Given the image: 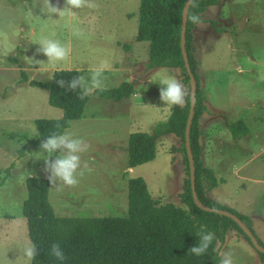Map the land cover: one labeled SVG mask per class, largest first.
<instances>
[{
	"label": "rangeland",
	"instance_id": "1",
	"mask_svg": "<svg viewBox=\"0 0 264 264\" xmlns=\"http://www.w3.org/2000/svg\"><path fill=\"white\" fill-rule=\"evenodd\" d=\"M140 1L95 0L96 8L74 9L75 15L59 17L43 13L42 0H0V179L15 162L11 175L0 186V264H25L22 249L31 242L22 212L27 197L26 179L47 177L44 159L48 154L41 152L40 145L13 139L8 133L36 136V118H56L62 113L49 104L48 91L32 86L30 81L49 80L59 68L78 69L80 75L89 76L91 69L106 61V88L119 86L127 77L114 74L109 68L122 65L127 60V50L136 52L141 43L147 45L144 54L149 53V42L137 39ZM51 3L65 7V0ZM224 14L229 22L221 23L223 30H211L206 41L198 35L199 56L208 76H217L212 97L218 96L216 101L228 121H241L237 127L249 129V135H240L237 144L233 140L225 144V161L219 170L227 182L220 184L217 191L226 208L237 201L264 217V0H238ZM76 29L83 36L75 35ZM41 38L69 46L68 60L49 63L45 55L37 52ZM119 109L112 99L92 96L83 118L71 121L65 130L82 138L89 148L80 154L84 175L78 176V185L50 187L49 199L57 215L125 216L129 180L138 176L145 178L155 201L182 205L180 193L169 196L160 191L165 184L170 183L171 188L176 185L172 147L159 148L154 162L128 169L129 142L124 135L131 128L141 130L142 125L135 114L130 123L118 119V131L112 133L115 124L102 118L105 112ZM120 112L127 114L129 110ZM95 113L101 118L92 119L90 116ZM135 113L140 118L143 107ZM115 144L120 148L113 154ZM23 145L25 154L18 158ZM251 197L254 204H247ZM255 229L264 242V230ZM220 252L230 253L234 264H259L261 260L258 251L237 229L231 230Z\"/></svg>",
	"mask_w": 264,
	"mask_h": 264
},
{
	"label": "trees",
	"instance_id": "2",
	"mask_svg": "<svg viewBox=\"0 0 264 264\" xmlns=\"http://www.w3.org/2000/svg\"><path fill=\"white\" fill-rule=\"evenodd\" d=\"M187 0H141L138 16L137 39L149 42L147 66L171 67L179 71L181 80L190 93V76L185 66L181 47L183 9ZM221 0H193L188 13L186 48L191 68L197 79V102L191 127V146L196 166V189L199 198L209 206L229 209L237 214L257 236L253 219L233 208H226L213 200L208 192L218 184V180L202 160V130L200 120L208 111L207 98L196 72L194 29L204 21L205 11ZM200 18L199 23L190 19ZM216 27V21L210 20ZM10 60L18 62L15 57ZM80 75L78 69L59 68L54 70L49 80H31L32 86L48 91V102L60 108L62 115L56 118H36V136L27 133L10 132L8 136L27 144L40 145L42 140L53 133L61 134L73 120L83 117L92 96H100L121 101L135 94V83L124 81L119 86L97 90L93 95L80 99V89L76 91L61 88L57 80H71ZM28 81V79H26ZM190 108V94L182 107L174 106L170 116L158 122L152 132L135 131L129 136L127 167H136L155 159L157 140L168 133L181 139L177 149L184 164L185 178L179 194L181 206L171 201H155L149 191L147 181L142 176L129 180L128 214L125 216H59L49 199L51 184L47 177L26 179L27 197L23 201L22 212L27 219L31 243L38 248V254L31 264H220V246L226 242L229 230L237 229L253 246L251 239L230 217L209 212L198 207L194 201L190 182L189 160L185 145V129ZM241 121L231 124L234 136L247 134ZM59 125V127H57ZM242 126V125H241ZM25 145L20 148L22 157ZM15 162L6 169L0 179V186L11 175ZM214 233L215 239L202 256L189 254V249L199 242L201 229ZM59 243L67 259L63 262L50 254V245ZM219 244V245H218ZM254 247V246H253ZM264 264V253L258 252Z\"/></svg>",
	"mask_w": 264,
	"mask_h": 264
},
{
	"label": "crops",
	"instance_id": "3",
	"mask_svg": "<svg viewBox=\"0 0 264 264\" xmlns=\"http://www.w3.org/2000/svg\"><path fill=\"white\" fill-rule=\"evenodd\" d=\"M237 2L238 0H221L219 4L210 6L204 13V21L197 24V26L194 29L195 58L198 62L196 72L200 78L201 87L206 95L207 98L206 103L208 107V111L202 115L200 120V126L202 130L201 144L203 148L201 157L204 165L213 170L218 180V184L209 190L208 195L213 200L219 203H222L221 200L222 194L217 190L220 184H224L227 182V178L221 176V172L219 170L223 166L225 161L224 155L226 150L224 147L226 143H230L232 142V140L235 142V144H237V139L240 137V135L239 136L233 135L231 130V124L238 120H232L231 122L228 121V119L223 114L224 112L220 107V104L217 103L216 101L218 100L215 98L217 95H214L212 97L213 91L211 89L213 88L217 76H208V74L206 73V68L203 65V62L199 56L197 44L199 41L198 35L201 36L202 41H206V35L210 33L211 30H216V31L223 30L221 23L229 22L227 19H225L226 15L224 13L227 12V9L229 7H231L233 4H236ZM211 19L216 21V27H214L211 24L210 22ZM137 31H138V26H137ZM139 46L140 47L136 50V52L133 51L132 49L127 50L128 51V54L126 55L127 60L125 62L122 61L123 63L122 65L116 64L113 67L109 68L110 71L113 72L114 74H122L121 76L127 77L124 81L135 83V89H136L135 94L132 95L131 97L123 99L121 101H116V105L120 106V109L118 111L116 110L113 112L110 110L104 113V117L102 119L107 122L112 121L115 124L113 127H111V132L113 131L112 133H116L118 131V125L116 126L117 122L120 123V121H117L118 119H122V120L126 119V121L130 123L135 118V114L137 120H140L142 125L141 126L142 128L139 131H143L144 129L143 127H146L145 130L151 132V130H153V127L157 122L161 120H166L170 116V113L174 107V106L171 107L165 106L163 102L160 100V88H161V85L159 84L160 79L165 77H175L182 84H184L183 81L181 80L179 71L176 68H171V67L149 68L147 66L149 61V53L148 55L144 54V51L145 52L147 51V45H145V43L143 44L141 43ZM140 106L143 107L144 114H142L141 117L138 118V114L135 112H137V109ZM120 110L123 111L129 110V112L127 114L121 113ZM60 115H62V113ZM90 117L94 120L101 118L96 113L91 114ZM147 126H149V129L147 128ZM247 130H248L247 134H243L241 136L247 137L249 135V129ZM134 131L136 130H133V128H131L125 132L124 135L125 141L129 140L130 134ZM180 146H181V139L176 134L174 133L165 134L157 140V155L154 160L150 161V162H154L157 159L159 154V148L162 147L165 150V148L172 147L173 155H172L171 165L174 167L176 185L172 186L171 188L170 183L165 184L164 187H162L164 189L162 190L161 188L160 190V191H166V193H164L165 195L170 196L173 194H179L183 188V183L185 178L183 157L181 153L177 150ZM113 148H114V152L112 153L116 154L120 146L118 144H115L113 145ZM110 156H112L111 153ZM242 178L252 179L250 178V176H242ZM254 202H255L254 197H251V199L250 198L247 199V204H254ZM230 205L231 208L236 209L239 212L250 216L254 221V228L258 227L261 230H264V217H262L260 214L254 212L253 210L252 211L247 210V206H245L243 203L240 204L237 201L230 202ZM255 221H258V223L255 224ZM256 233L259 236L258 232ZM229 234H231V230L228 231L227 237L229 236ZM241 240L245 242L243 238ZM259 264H262L261 260L259 261Z\"/></svg>",
	"mask_w": 264,
	"mask_h": 264
},
{
	"label": "clouds",
	"instance_id": "4",
	"mask_svg": "<svg viewBox=\"0 0 264 264\" xmlns=\"http://www.w3.org/2000/svg\"><path fill=\"white\" fill-rule=\"evenodd\" d=\"M41 11L48 16L59 15H75L74 9L96 8L98 5L95 0H65V7L61 9L51 3V0H42ZM192 22L199 23L200 18L196 15L190 17ZM77 36H83V32L76 29L74 32ZM40 47L37 49L38 53H42L48 58V62L55 64L57 62L67 61L71 48L65 46L58 40L41 38ZM107 62H101L98 67L91 69L89 76L76 75L71 80L65 81L63 79L57 80L56 83L61 88L76 91L80 89V99L93 95L97 90L103 91L106 88L105 81L107 77L104 75L107 70ZM160 100L165 106H179L182 107L186 102V97L190 94L188 89L175 77H165L160 79ZM59 127V125H57ZM40 147L41 152L47 153L44 171L47 173V179L52 186H69L75 187L79 183V177L84 175L81 168V153L88 150L89 145L82 138H76L68 131L61 134L53 133L44 140H42ZM57 154V155H54ZM54 157V159H53ZM84 167H87L85 165ZM79 170V171H78ZM199 242L196 246L189 249V254L195 256L204 255L213 240L214 233L201 229L198 233ZM38 254V248L34 243L29 242L22 249V256L25 264H31ZM50 254L57 260L63 262L67 259L61 245L59 243H52L50 245ZM221 257L220 264H234L233 258L228 252L218 253Z\"/></svg>",
	"mask_w": 264,
	"mask_h": 264
},
{
	"label": "water",
	"instance_id": "5",
	"mask_svg": "<svg viewBox=\"0 0 264 264\" xmlns=\"http://www.w3.org/2000/svg\"><path fill=\"white\" fill-rule=\"evenodd\" d=\"M193 0H187L184 9H183V21H182V32H181V47L182 53L185 61V66L187 68L188 74L190 76V108L188 113V118L186 122V129H185V145L189 160V169H190V182H191V189L194 201L198 207L203 210L209 212H215L221 215L228 216L232 218L243 230V232L251 239L254 248L258 252L264 253V245H262L257 236L253 233V231L245 224V222L235 213L231 212L229 209L219 208L214 206L206 205L201 201L199 198L197 189H196V166H195V159L192 151L191 146V127L192 122L195 114V106L197 102V79L196 76L191 68L189 55L186 48V29H187V20H188V13L189 8Z\"/></svg>",
	"mask_w": 264,
	"mask_h": 264
}]
</instances>
